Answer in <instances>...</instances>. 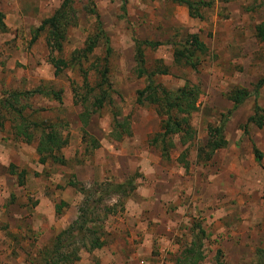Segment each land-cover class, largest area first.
Instances as JSON below:
<instances>
[{"label": "rangeland", "instance_id": "rangeland-1", "mask_svg": "<svg viewBox=\"0 0 264 264\" xmlns=\"http://www.w3.org/2000/svg\"><path fill=\"white\" fill-rule=\"evenodd\" d=\"M59 1L0 0L5 25L0 30V94L45 83L59 90L60 100L32 96L28 110L33 117L64 123L60 134L66 137L64 164H40L35 141L14 138L8 122L0 127V264H39L37 250L75 219L83 199L80 189L92 191L94 183L121 182L131 174L132 192L103 200L114 204V213L102 221L104 244L81 249L72 264H172L189 244L195 225L204 230L198 264H215L216 257L222 264H264V124L245 123L254 106L264 112V87L228 115L226 145L206 162L196 158L207 125L231 108L227 92L235 87L251 90L264 75V39L255 30L264 20V0H211L201 18L189 17L183 5L170 0H93L111 49L107 79L112 92L111 103L83 129L80 106L72 97V87L78 90L83 84L81 72L65 68L54 75L44 36L31 40L32 29ZM74 2L78 21L68 29L64 57L81 47L94 28L93 17L81 9L86 0ZM190 33H197L206 46L195 68L172 60L171 43ZM135 40L162 43L143 47L146 70L159 66L167 71L156 74L155 81L169 89L185 82L200 88L189 119L194 138L184 146L175 140L168 159L148 143L162 130L163 117L154 106L135 102L136 90L146 83L134 72ZM103 56L99 43L81 65L91 84L97 73L90 63H100ZM114 115L128 124L129 134L119 140L110 136ZM184 147L186 167L178 159ZM70 179L81 185L66 184ZM60 201L66 204L56 213Z\"/></svg>", "mask_w": 264, "mask_h": 264}, {"label": "trees", "instance_id": "trees-1", "mask_svg": "<svg viewBox=\"0 0 264 264\" xmlns=\"http://www.w3.org/2000/svg\"><path fill=\"white\" fill-rule=\"evenodd\" d=\"M124 1V0H121ZM186 8L189 17L201 18L202 10L209 8L211 0H170ZM228 2L229 0H221ZM87 14L93 17L94 28L88 33L81 47L73 49L67 56H62L63 46L66 41L68 29L76 26L78 11L74 0H60L52 12L43 17L38 25L32 29L31 40H35L40 34L44 36V43L49 51L48 63L53 68V74L58 75L65 68L78 69L83 77V84L76 90L72 87L73 102L80 106L78 120L83 129L89 118L100 111L105 104L111 103V87L107 79V60L110 54L109 40L106 36L99 15L95 9L93 0H86L82 5ZM0 30H5L3 13L0 11ZM256 37L264 39V20L255 26ZM104 45V56L100 63L91 62L90 68L97 73V79L92 84L87 80V71L81 67L92 56L98 44ZM162 44L159 41L135 40L134 41V72L137 77H145L146 83L136 90L135 102L137 104H150L154 106L157 114L163 117L162 130L155 132L148 139V143L158 148L163 159L169 158V152L175 147V140L184 146L194 138V129L190 124V115L196 110V100L200 94V88L196 83L185 82L176 88H166L157 81L156 74H165L162 67L147 71L144 61V48L156 47ZM172 60L175 64L195 68L203 57L206 46L197 33L188 34L181 42H172ZM55 53V55H52ZM264 87V75L258 78L248 90L235 87L227 92V99L231 102V108L220 117L213 125H207L206 138L196 148L198 161H208L215 150L226 145L224 128L230 112L240 105L247 97L257 96L260 88ZM81 89V91H80ZM34 95H42L47 98L60 100V91L50 85L40 84L27 90L9 89L0 94V127L5 122L10 124V132L14 138L30 143L35 141V152L40 164L50 162L63 165L65 160L61 149L66 144V137L61 136L60 126L64 123L50 119L33 117V110H28L27 101ZM263 110L254 106L252 114L246 118V124L252 122L257 127L264 124ZM116 114V113H115ZM110 136L119 140L123 135L129 134L128 124L112 118ZM60 124V125H58ZM186 147L178 156L179 161H184ZM255 157L259 153L253 147ZM10 171V170H9ZM14 174V171H10ZM18 183H22L23 173L18 172ZM134 175L127 176L121 182L102 181L94 183L91 190L84 187L79 190L82 194V203L78 206L77 215L69 224L57 231L49 240V243L37 250L39 264H72L79 257L81 249L100 248L104 243L102 239V221L107 214L114 213V204L105 205L103 200H109L115 196H126L135 188ZM68 185L78 187L81 185L74 180H68ZM66 204L60 201L55 204V212L59 213L60 207ZM204 230L199 225L193 226L190 233L189 244L184 247L172 264H198L203 259L202 239ZM215 264H222L216 257Z\"/></svg>", "mask_w": 264, "mask_h": 264}]
</instances>
